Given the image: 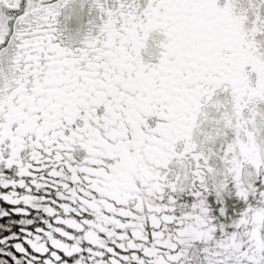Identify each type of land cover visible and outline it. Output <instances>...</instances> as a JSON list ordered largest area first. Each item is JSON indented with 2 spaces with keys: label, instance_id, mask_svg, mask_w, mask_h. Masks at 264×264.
Listing matches in <instances>:
<instances>
[{
  "label": "snow or ice",
  "instance_id": "6c2138e0",
  "mask_svg": "<svg viewBox=\"0 0 264 264\" xmlns=\"http://www.w3.org/2000/svg\"><path fill=\"white\" fill-rule=\"evenodd\" d=\"M21 217L24 264H264V0H0V245Z\"/></svg>",
  "mask_w": 264,
  "mask_h": 264
},
{
  "label": "flooded vegetation",
  "instance_id": "af4514ba",
  "mask_svg": "<svg viewBox=\"0 0 264 264\" xmlns=\"http://www.w3.org/2000/svg\"><path fill=\"white\" fill-rule=\"evenodd\" d=\"M89 8V4H85L83 9L77 4L74 13L65 14L69 15L70 19H65L63 15L60 17V40L64 46L72 48L83 46L82 42L91 28L90 21L95 19V13H90Z\"/></svg>",
  "mask_w": 264,
  "mask_h": 264
},
{
  "label": "trees",
  "instance_id": "16d2710c",
  "mask_svg": "<svg viewBox=\"0 0 264 264\" xmlns=\"http://www.w3.org/2000/svg\"><path fill=\"white\" fill-rule=\"evenodd\" d=\"M19 219H23V217L18 218L17 223L11 227V230L7 232V235L11 236L13 234L20 237L19 240L9 241L8 244L0 245V264H15L14 261L11 260V257L3 255V253L8 252L9 250L15 255L18 259L21 260V264H24V258L18 253L13 247L15 243H22L24 239L23 233L20 232V228L24 227V225L19 223ZM11 220H8L7 225L11 226ZM31 230V229H29ZM4 233L0 231V238H3ZM81 264H95L94 258H89L87 255L85 256V260L81 262Z\"/></svg>",
  "mask_w": 264,
  "mask_h": 264
}]
</instances>
